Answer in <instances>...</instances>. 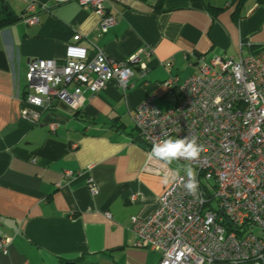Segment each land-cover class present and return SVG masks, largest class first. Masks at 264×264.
Instances as JSON below:
<instances>
[{
	"label": "crops",
	"instance_id": "crops-1",
	"mask_svg": "<svg viewBox=\"0 0 264 264\" xmlns=\"http://www.w3.org/2000/svg\"><path fill=\"white\" fill-rule=\"evenodd\" d=\"M36 2L38 21L26 24L25 0H0V15L17 18L0 29V237L11 238L0 264H158V252L134 245L129 223L156 209L168 183L142 170L146 147L132 112L149 94L169 109L164 82L198 73L199 57L264 46V0H163L159 10L157 0H106L117 22L104 33L77 1ZM70 44L113 61L138 56L148 71L135 69L125 90L113 81L84 90L77 110L55 101L32 124L21 117L28 62L61 61ZM147 47L150 57L140 52Z\"/></svg>",
	"mask_w": 264,
	"mask_h": 264
},
{
	"label": "built area",
	"instance_id": "built-area-1",
	"mask_svg": "<svg viewBox=\"0 0 264 264\" xmlns=\"http://www.w3.org/2000/svg\"><path fill=\"white\" fill-rule=\"evenodd\" d=\"M25 1L28 14L23 21L36 23L37 2ZM67 1L89 7L100 18V33L117 22L107 13L106 0H55ZM140 52L150 57L153 49ZM139 61L138 56L113 61L100 50L89 55L86 47L77 44L66 47L61 61L32 59L25 75L21 117L36 124L41 112L55 101L80 109L84 90L95 94L110 81L125 90L135 69L141 76L148 71ZM198 62V73L182 82L176 78L164 82L166 97L173 101L168 110H161L156 96L149 94L132 112L146 147L142 170L170 178L156 209L146 218H130L134 245L158 252V264H264V237L253 232L254 228L264 230V46L210 61L199 57ZM50 128L54 130L55 124ZM191 135L203 151L194 161L179 162L197 172V196L184 188L183 167L175 169L149 155L154 143ZM88 188L98 193L92 178ZM10 243L11 238L0 237L1 254L8 253Z\"/></svg>",
	"mask_w": 264,
	"mask_h": 264
},
{
	"label": "clouds",
	"instance_id": "clouds-1",
	"mask_svg": "<svg viewBox=\"0 0 264 264\" xmlns=\"http://www.w3.org/2000/svg\"><path fill=\"white\" fill-rule=\"evenodd\" d=\"M203 151V145L198 143L196 136L191 135L185 138H168L154 143L149 153L150 157L171 165L173 162L194 161L198 159ZM187 176V181L184 183L185 190L197 196L199 189V181L197 180V172L190 165L181 169ZM167 184L170 182L169 176L165 175L162 180Z\"/></svg>",
	"mask_w": 264,
	"mask_h": 264
},
{
	"label": "trees",
	"instance_id": "trees-1",
	"mask_svg": "<svg viewBox=\"0 0 264 264\" xmlns=\"http://www.w3.org/2000/svg\"><path fill=\"white\" fill-rule=\"evenodd\" d=\"M162 4H163V0H157V2L155 4L156 10H159L161 8ZM2 12L3 13L0 15V29L6 27L7 25H9V24H11V23H13L14 21L17 20V18L15 16H13L12 14H9L8 11L6 12V11L2 10ZM260 47H257V48H255L254 50H251V51H257ZM135 137H136V139L138 141H140L139 136H138L137 133H136ZM74 264H80V263H74ZM97 264H104V263H97Z\"/></svg>",
	"mask_w": 264,
	"mask_h": 264
},
{
	"label": "rangeland",
	"instance_id": "rangeland-1",
	"mask_svg": "<svg viewBox=\"0 0 264 264\" xmlns=\"http://www.w3.org/2000/svg\"><path fill=\"white\" fill-rule=\"evenodd\" d=\"M166 105H161V107L163 108V109H166V110H168L167 109V107L168 106H166ZM174 168H179V167H185L186 165H184V164H181L180 162H173L172 164H171ZM253 232L255 233V234H258V233H260V232H262V230L260 229V228H254L253 229Z\"/></svg>",
	"mask_w": 264,
	"mask_h": 264
}]
</instances>
